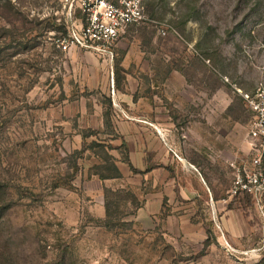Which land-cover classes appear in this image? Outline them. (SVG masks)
Listing matches in <instances>:
<instances>
[{
	"label": "rangeland",
	"instance_id": "obj_1",
	"mask_svg": "<svg viewBox=\"0 0 264 264\" xmlns=\"http://www.w3.org/2000/svg\"><path fill=\"white\" fill-rule=\"evenodd\" d=\"M130 1L142 17L118 41L144 53L152 76L142 94L156 95L159 113L174 123L177 153L199 171L209 195L227 199L230 163L245 153L251 121L243 94L264 84V0ZM87 2L0 0V264H264L262 237L218 240L199 197L188 209L208 229L175 234L162 222L168 203L153 228L132 219L147 185L103 183L98 197L96 185L80 177L87 151L97 154L88 146L94 137L74 138L76 102L100 97L85 86L98 56L61 41L85 22ZM115 49L114 67L122 58ZM172 70L189 87L167 86ZM82 147V158L72 154ZM232 208L249 225L256 220Z\"/></svg>",
	"mask_w": 264,
	"mask_h": 264
},
{
	"label": "crops",
	"instance_id": "obj_2",
	"mask_svg": "<svg viewBox=\"0 0 264 264\" xmlns=\"http://www.w3.org/2000/svg\"><path fill=\"white\" fill-rule=\"evenodd\" d=\"M123 44L122 41H118L116 45V48L122 51L120 66L124 69V72L117 74L120 85H115L114 64H111L110 59L97 54L98 59H95L96 66L92 70V77L85 81V86L89 90L97 89L100 97L96 99L80 97L76 102L79 104L77 112L81 119H78L76 124L78 129L73 131L74 138L78 141H82L83 130L97 131L96 136H90L94 137L91 140L100 138L102 142L111 145L109 154L114 157L121 177L100 179L93 173L88 176L89 169L100 163L99 158L88 151V156L83 158L79 167L80 177L96 185L95 191L98 192V197L102 195L99 190L101 192L103 183L106 186L112 182L116 188L124 184L137 188L147 185L149 189L144 194V201L136 208L132 219L143 228H153L160 220L159 215L164 209L163 201L166 198L171 212L162 218V222L174 228L175 234H197L203 230L202 223L192 219L194 211L188 209L199 197L206 204L205 219L216 230L218 223L221 226L222 231L217 230L218 240L224 238L230 244L240 242L241 238L251 234L250 225L241 211L227 207L228 203L225 199H216L209 195L208 187L199 171L180 158L174 145L172 130L169 128L170 125L174 126V123L169 121L168 116L159 113L162 108L157 102L156 95L150 97L142 94L144 82L139 77V72L147 74L150 81L152 76L148 63L143 58L144 53L136 52L127 44L126 46ZM115 53L117 55L116 49ZM111 80L113 96L110 95ZM166 81L167 86L170 84L176 89L181 86L189 87L184 76L177 70H172ZM146 86L149 89L157 88V85L152 83ZM135 93L137 98L134 99ZM102 95L110 97L112 101L111 121L115 137L104 133L105 105L101 99ZM86 101L91 103L90 114L86 112ZM148 154H151V157H148ZM124 156L128 157V161L124 160ZM204 189H207L205 195L201 194ZM185 203L187 205H184ZM176 209L182 211L174 214Z\"/></svg>",
	"mask_w": 264,
	"mask_h": 264
},
{
	"label": "built area",
	"instance_id": "obj_3",
	"mask_svg": "<svg viewBox=\"0 0 264 264\" xmlns=\"http://www.w3.org/2000/svg\"><path fill=\"white\" fill-rule=\"evenodd\" d=\"M107 1L88 0L90 8L85 13V22L61 41L63 48L90 49L110 61L113 59L119 37L128 24L141 19L142 15L138 6L130 5V0H119L125 8ZM110 95H114L112 80ZM243 98L251 121L245 133V153L230 163L234 169L233 179L225 200L243 209L247 219H256L250 224L251 233H258L264 242V84H259L252 93H244ZM217 229L222 231L219 223ZM223 242L228 244L224 238Z\"/></svg>",
	"mask_w": 264,
	"mask_h": 264
},
{
	"label": "trees",
	"instance_id": "obj_4",
	"mask_svg": "<svg viewBox=\"0 0 264 264\" xmlns=\"http://www.w3.org/2000/svg\"><path fill=\"white\" fill-rule=\"evenodd\" d=\"M121 71L124 72V69L120 66V59H116L115 60V67H114L115 85L116 86L120 85V80H119V78H117V74ZM139 76L144 81L149 80L147 74L139 73ZM135 98H137L136 93L134 94V99ZM102 102L105 105V110L103 113V123H104V128H105L104 133L110 134L112 137H115L116 134L114 132L113 124L111 121V113H112V111H111V108H112L111 98L107 97L106 95H102ZM97 133H98L97 131L87 129L86 131L81 132L82 139L85 140L86 137L94 136ZM82 143L84 144V142H82ZM88 146H89V148L94 150V153L97 154V156L102 161V164L94 166V168L96 170L95 173L98 174L100 179L121 177V174H120V172H119V170L115 164L114 157L111 154H109V150L112 148L110 144H107V143H104V142L98 141V140H92ZM83 152H84V147H82L79 150H74L72 154L74 156H76L77 158H82ZM147 156L151 157V154H148ZM124 160L128 161V157L124 156ZM75 165H77L76 161H75ZM165 204H166V198H164L163 206ZM227 207L232 208V204L228 203ZM97 220L100 221V219H97ZM205 225H204V227L206 229H208ZM63 254H64V249H62V254L58 257V260H57L58 262L62 261Z\"/></svg>",
	"mask_w": 264,
	"mask_h": 264
}]
</instances>
